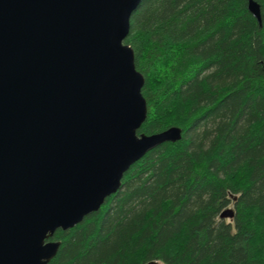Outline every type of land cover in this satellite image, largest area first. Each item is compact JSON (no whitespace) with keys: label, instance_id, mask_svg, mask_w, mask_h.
I'll return each mask as SVG.
<instances>
[{"label":"trees","instance_id":"trees-1","mask_svg":"<svg viewBox=\"0 0 264 264\" xmlns=\"http://www.w3.org/2000/svg\"><path fill=\"white\" fill-rule=\"evenodd\" d=\"M141 0L124 43L144 81L147 151L47 264H264V0ZM231 207L229 221L220 214Z\"/></svg>","mask_w":264,"mask_h":264},{"label":"water","instance_id":"water-1","mask_svg":"<svg viewBox=\"0 0 264 264\" xmlns=\"http://www.w3.org/2000/svg\"><path fill=\"white\" fill-rule=\"evenodd\" d=\"M141 0H0V264H47L126 169L181 137L137 134L144 78L124 43ZM247 8L260 23L259 5ZM226 208L221 218H232Z\"/></svg>","mask_w":264,"mask_h":264},{"label":"rangeland","instance_id":"rangeland-1","mask_svg":"<svg viewBox=\"0 0 264 264\" xmlns=\"http://www.w3.org/2000/svg\"><path fill=\"white\" fill-rule=\"evenodd\" d=\"M229 208H231V207H229ZM229 219H231V218H225L226 221H229ZM154 264H162V263L161 262H156Z\"/></svg>","mask_w":264,"mask_h":264},{"label":"bare ground","instance_id":"bare-ground-1","mask_svg":"<svg viewBox=\"0 0 264 264\" xmlns=\"http://www.w3.org/2000/svg\"><path fill=\"white\" fill-rule=\"evenodd\" d=\"M130 166H131V165H130ZM130 166H129V167H130ZM129 167H128V168H129ZM127 170H128V169H126V171H127ZM74 226H75V225H74Z\"/></svg>","mask_w":264,"mask_h":264}]
</instances>
